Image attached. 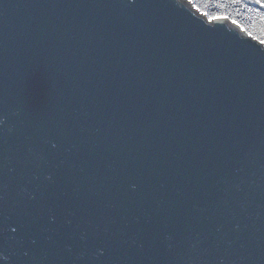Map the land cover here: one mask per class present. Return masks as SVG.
I'll list each match as a JSON object with an SVG mask.
<instances>
[{
    "label": "water",
    "instance_id": "water-1",
    "mask_svg": "<svg viewBox=\"0 0 264 264\" xmlns=\"http://www.w3.org/2000/svg\"><path fill=\"white\" fill-rule=\"evenodd\" d=\"M0 264H264V43L190 0H0Z\"/></svg>",
    "mask_w": 264,
    "mask_h": 264
},
{
    "label": "trees",
    "instance_id": "trees-1",
    "mask_svg": "<svg viewBox=\"0 0 264 264\" xmlns=\"http://www.w3.org/2000/svg\"><path fill=\"white\" fill-rule=\"evenodd\" d=\"M209 18L227 17L264 43V0H190Z\"/></svg>",
    "mask_w": 264,
    "mask_h": 264
},
{
    "label": "bare ground",
    "instance_id": "bare-ground-1",
    "mask_svg": "<svg viewBox=\"0 0 264 264\" xmlns=\"http://www.w3.org/2000/svg\"><path fill=\"white\" fill-rule=\"evenodd\" d=\"M217 18V17H216ZM211 20V18H209ZM214 19V18H213ZM230 20V19H229Z\"/></svg>",
    "mask_w": 264,
    "mask_h": 264
}]
</instances>
